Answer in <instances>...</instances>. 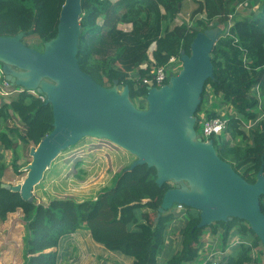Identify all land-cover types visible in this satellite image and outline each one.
<instances>
[{"label": "trees", "instance_id": "1", "mask_svg": "<svg viewBox=\"0 0 264 264\" xmlns=\"http://www.w3.org/2000/svg\"><path fill=\"white\" fill-rule=\"evenodd\" d=\"M64 1L0 0V37L23 33L26 46L42 50L43 43L56 35ZM202 1L204 17L175 24L184 0H81L77 61L104 87L114 80L127 85L132 103L144 109L147 86L141 80L155 67L166 65L170 57H179L182 50L189 54L196 34L209 25L222 27L211 52L213 77L205 82L194 114L195 130L208 94L228 104L233 113L224 116L226 129L210 139L219 158L246 182L254 183L259 170L264 172V116H260L264 114V0ZM119 24L130 25V30L120 29ZM28 37L38 45L26 44ZM219 114L213 111L205 118ZM52 123L50 105L26 91L14 93L0 105V146L16 161L17 150L35 147L52 130ZM14 169L18 171L15 165ZM124 169L95 198H54L44 205L35 198L24 201L19 193L2 188L5 165L0 161V222L21 212L22 264H58L56 249L62 239L80 229L127 264H192L204 246L205 229L213 237L218 235L214 253H220L217 262L206 264H263L254 250L264 253V248L245 221L233 219L201 228L198 211L187 207L178 211L177 205L158 216L162 197L173 185L166 182L159 187L155 169L147 165ZM259 204L264 214V194ZM177 220L179 227H171ZM176 232L177 249L173 250L170 236ZM233 238L237 241L231 244Z\"/></svg>", "mask_w": 264, "mask_h": 264}, {"label": "water", "instance_id": "2", "mask_svg": "<svg viewBox=\"0 0 264 264\" xmlns=\"http://www.w3.org/2000/svg\"><path fill=\"white\" fill-rule=\"evenodd\" d=\"M81 0H65L54 38L42 50L26 46L23 33L0 37V64L12 86L44 95L52 108V130L30 148L26 176L16 185L1 187L33 200V189L57 156L84 138L106 140L134 160L136 166L155 169V183L168 189L158 216L174 205L199 213L201 228L218 222L245 221L264 248V214L259 198L264 194L261 168L254 183L246 182L217 155L213 140L203 141L195 130L194 116L205 82L213 77L211 52L222 30L211 24L196 34L189 54L179 53L182 63L176 75L160 87H147L145 108L130 100L129 87L117 80L110 87L98 84L77 61Z\"/></svg>", "mask_w": 264, "mask_h": 264}, {"label": "rangeland", "instance_id": "3", "mask_svg": "<svg viewBox=\"0 0 264 264\" xmlns=\"http://www.w3.org/2000/svg\"><path fill=\"white\" fill-rule=\"evenodd\" d=\"M240 9L239 7L238 10ZM238 10H235L236 13ZM229 16L231 19L234 18L232 14ZM202 17H204L202 0H184L181 12L178 14L174 23H190L192 21L191 18ZM118 27L125 31L130 30V25L128 24H119ZM219 28L222 29V27ZM25 42L29 46L38 45L36 39L33 37L26 38ZM154 49L155 45H152L148 51L150 58L151 52ZM39 50H41V48H39ZM179 70L180 69L172 72L173 75L178 74ZM169 74L170 73H168V76ZM13 89L14 87H12L10 91ZM1 99L7 101L8 97L0 96V105L2 102ZM220 100V98L211 97V95L208 94L207 100L202 105L201 112L198 114L199 118L203 119L206 113L213 111L219 112V116H226L229 113H233L232 108H230L228 104H221ZM260 116H264L263 112L260 113ZM202 127L203 122L200 120L196 132L204 141H207L210 138L203 135ZM32 147L33 146H27L18 149V160L15 161L12 153L0 146V161L5 165L4 174L1 178L3 183L16 185L23 181L26 176V164H29L31 161L29 151ZM133 160L134 156L113 145L109 141L89 137L84 138L75 146L61 152L57 156L49 169L44 173L41 182L34 187L33 197L38 203L44 205H46L50 199L54 198L71 197L78 201L95 198L99 191L110 186L115 175L128 166ZM14 165L18 167V171H15ZM169 184L173 185L172 183ZM15 214L22 215L21 212ZM18 215L8 218L10 219V223L7 228H0V252H7V258L3 264H22L23 232L22 228H16V226L18 224L23 226V224L21 217ZM150 218L153 219L152 213L150 214ZM2 224L4 223H0V226H2ZM171 227H179V220L173 221ZM176 234L177 232L170 236L173 250L177 249ZM70 235L72 241L69 242L71 248L69 251H72H70L69 259L65 262L58 260V264H96L98 258L97 252L88 247L82 240L73 239L72 234ZM217 237L218 235L213 237L209 229L204 230V234L201 238V242L204 246L200 251V256L192 264H206L211 260L214 262L218 261L220 253L217 251L214 253V250H216L218 246L215 240ZM236 240L237 239L232 240L231 244H234ZM254 256L264 264V253L262 251L259 252V250L255 249ZM111 257L110 262H113L112 264H123L121 258H117L114 255H111Z\"/></svg>", "mask_w": 264, "mask_h": 264}, {"label": "built area", "instance_id": "4", "mask_svg": "<svg viewBox=\"0 0 264 264\" xmlns=\"http://www.w3.org/2000/svg\"><path fill=\"white\" fill-rule=\"evenodd\" d=\"M180 68H181V61L179 57L172 56L169 58L166 65L155 67L154 69H152L149 73V76L144 77L141 80V83L143 85H146L147 87H160L167 83V79L171 75H173L172 72L177 71ZM168 73H170L169 76H168ZM12 87H14V89L10 91ZM24 91L28 92L31 95H35L43 102L45 100L44 95L37 94L35 91L24 90V88L22 87L10 85L4 79L3 73L0 68V96L8 97L14 93H21ZM1 100L4 101L3 99ZM200 120L203 122L202 133L204 136L209 137V138L211 136H218L226 129V126H227V119L224 118V116H217V117L209 118V119L200 118ZM250 126H251V123L247 122V128H249ZM0 128H1V124H0ZM183 207L184 206L182 205H177L176 209L179 211V210H182ZM211 264H213V262H211Z\"/></svg>", "mask_w": 264, "mask_h": 264}, {"label": "crops", "instance_id": "5", "mask_svg": "<svg viewBox=\"0 0 264 264\" xmlns=\"http://www.w3.org/2000/svg\"><path fill=\"white\" fill-rule=\"evenodd\" d=\"M14 215H18V214H10L8 215L7 219L10 217V216H14ZM21 217V215H18ZM6 219V220H7ZM1 223V222H0ZM4 224H2L1 227L4 228H7V226L9 225L10 223V219H8L6 222H3ZM16 228H22V232H23V226L21 224H18L16 226ZM72 238L74 239H78V240H82V242L86 243L88 245V247H90L92 250H95L97 252V263L96 264H112L113 262H110V259L112 258L111 255H114L116 256L117 258H121V256L119 255H116V254H113L111 252H109L108 250H105L102 246L96 244L90 237L89 233L87 230H84V229H80L74 233H72ZM236 238H233L232 240H234ZM231 240V241H232ZM72 241L71 240V235L70 237H65L64 239H62V242H61V245L59 248H57L56 250L58 251V259L59 261H67L69 259V254H70V244L69 242ZM237 241V240H236ZM7 252L6 251H1L0 252V264H3L7 258ZM105 257V258H104ZM109 260V262H108ZM121 260L127 264L128 262L124 259L121 258ZM93 264V263H92ZM162 264V263H161Z\"/></svg>", "mask_w": 264, "mask_h": 264}, {"label": "clouds", "instance_id": "6", "mask_svg": "<svg viewBox=\"0 0 264 264\" xmlns=\"http://www.w3.org/2000/svg\"><path fill=\"white\" fill-rule=\"evenodd\" d=\"M198 134V133H197Z\"/></svg>", "mask_w": 264, "mask_h": 264}]
</instances>
